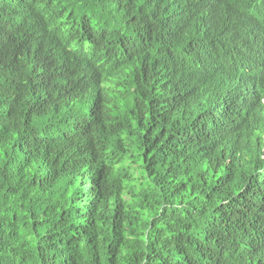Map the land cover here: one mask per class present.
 Instances as JSON below:
<instances>
[{
  "label": "trees",
  "instance_id": "trees-1",
  "mask_svg": "<svg viewBox=\"0 0 264 264\" xmlns=\"http://www.w3.org/2000/svg\"><path fill=\"white\" fill-rule=\"evenodd\" d=\"M264 0H0V264H264Z\"/></svg>",
  "mask_w": 264,
  "mask_h": 264
},
{
  "label": "clouds",
  "instance_id": "clouds-1",
  "mask_svg": "<svg viewBox=\"0 0 264 264\" xmlns=\"http://www.w3.org/2000/svg\"><path fill=\"white\" fill-rule=\"evenodd\" d=\"M263 138H264V135H263Z\"/></svg>",
  "mask_w": 264,
  "mask_h": 264
}]
</instances>
